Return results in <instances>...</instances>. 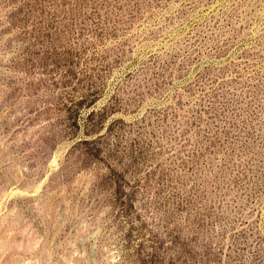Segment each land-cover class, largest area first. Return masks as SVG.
<instances>
[{
	"label": "rangeland",
	"instance_id": "rangeland-1",
	"mask_svg": "<svg viewBox=\"0 0 264 264\" xmlns=\"http://www.w3.org/2000/svg\"><path fill=\"white\" fill-rule=\"evenodd\" d=\"M0 264H264V0H0Z\"/></svg>",
	"mask_w": 264,
	"mask_h": 264
}]
</instances>
